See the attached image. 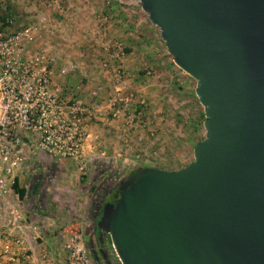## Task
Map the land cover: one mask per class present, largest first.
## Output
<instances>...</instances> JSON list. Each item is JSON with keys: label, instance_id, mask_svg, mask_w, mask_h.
I'll list each match as a JSON object with an SVG mask.
<instances>
[{"label": "water", "instance_id": "water-1", "mask_svg": "<svg viewBox=\"0 0 264 264\" xmlns=\"http://www.w3.org/2000/svg\"><path fill=\"white\" fill-rule=\"evenodd\" d=\"M139 1L206 137L183 169L137 168L96 226L121 264H264V0Z\"/></svg>", "mask_w": 264, "mask_h": 264}, {"label": "rangeland", "instance_id": "rangeland-1", "mask_svg": "<svg viewBox=\"0 0 264 264\" xmlns=\"http://www.w3.org/2000/svg\"><path fill=\"white\" fill-rule=\"evenodd\" d=\"M2 16L9 23L0 26L5 33L44 21L31 51L45 50L53 59L52 88L55 78L73 85L57 93L81 99L92 108L93 115L85 122L89 121L101 142L100 158L91 161L86 171H79L73 160L36 158L35 165L43 172L38 170L34 178L40 174L47 178L48 168H57L59 161L83 185L92 184L91 193L103 195L108 189L99 184L108 186L102 179L109 173L116 186L139 167L177 171L194 161V148L206 137L197 81L174 64L160 29L151 23L139 0H0V19ZM125 49L131 50L127 53ZM71 67L74 71L60 78V71ZM118 71H122L121 77ZM124 103L129 104V111L114 118L112 113ZM93 104L101 106L102 113ZM101 166L111 170L105 175ZM94 227L87 221L80 229L91 264H121L108 235L101 248L104 259L96 258L99 254L93 253L88 239ZM47 255L45 251L39 254L45 262L67 264L64 247Z\"/></svg>", "mask_w": 264, "mask_h": 264}, {"label": "built area", "instance_id": "built-area-1", "mask_svg": "<svg viewBox=\"0 0 264 264\" xmlns=\"http://www.w3.org/2000/svg\"><path fill=\"white\" fill-rule=\"evenodd\" d=\"M43 22L11 33L0 30V199L18 195L13 185L34 152L73 160L81 172L89 164L83 146L88 138L85 120L93 115L92 108L81 99L57 93L52 88L53 59L45 50L31 51ZM115 46L122 50L120 44ZM74 68H64L60 74L65 76ZM129 109V104H120L113 117ZM9 232L5 230L4 237ZM64 248L67 264H91L82 233L70 234Z\"/></svg>", "mask_w": 264, "mask_h": 264}, {"label": "crops", "instance_id": "crops-1", "mask_svg": "<svg viewBox=\"0 0 264 264\" xmlns=\"http://www.w3.org/2000/svg\"><path fill=\"white\" fill-rule=\"evenodd\" d=\"M61 77L63 76L60 75ZM69 84L65 80H56L55 78L53 89L55 88L56 92L63 93L73 86ZM79 90L80 87H76L78 93L80 92ZM93 106L96 111L98 108L101 111V106L98 107L94 104ZM88 123L89 121L85 122V129L89 133L88 139L83 146V155L90 163L96 160L95 158H100L101 142L99 141V135L92 131ZM36 158L43 160L53 159L34 152L32 161L25 165L24 170L17 177L20 186L27 189L25 198L21 200L18 195H14L8 199L0 200V264H14L11 261L17 262L16 264H20L19 262L63 264L60 261L45 262L43 256L41 259L39 254L45 251L48 253L47 257H50L49 254L52 252L61 251L67 237L70 235L65 233L67 229L73 227L82 229V226H85L87 221L92 223L91 219L93 218H85V216L89 217L92 214L90 208L93 185H83L84 183L79 179L78 175H74L71 170L58 161L57 168L53 167L52 182L48 186H43V189L33 183L34 179L36 181L34 176L40 170L35 165ZM29 177H31L30 181L28 180ZM82 186H85L86 190L82 189ZM40 192L41 194H46L44 203L43 196L38 194ZM53 207H56L54 212L52 210ZM52 213H56L58 216ZM61 213H63L62 216ZM31 218L33 220L28 221ZM5 230L10 231L8 237L3 235ZM54 239H58V241H54ZM6 246L10 247L8 251Z\"/></svg>", "mask_w": 264, "mask_h": 264}, {"label": "trees", "instance_id": "trees-1", "mask_svg": "<svg viewBox=\"0 0 264 264\" xmlns=\"http://www.w3.org/2000/svg\"><path fill=\"white\" fill-rule=\"evenodd\" d=\"M4 20H5V23L4 24H1V23H3ZM0 21H1L0 22L1 28H3L6 24L9 25V23L6 21V18L3 17V16L0 19ZM125 50H126L127 53L130 52V49H125ZM203 116H204V120H206L205 113L203 114ZM101 167H102V169H100V170L105 175L109 173V170H111L109 167H105V166H101ZM48 170L49 171L46 172V174L48 176L47 178H45L46 177L45 175H41L40 174V177L37 178L34 183H36L38 186H41L42 188L45 185L48 186L52 182V180H53V173H54L53 167L52 168L50 167V169L48 168ZM136 170H137V168L134 171H132L131 173H129V175L134 174L136 172ZM40 171H41V168H40ZM41 172H43V171H41ZM109 175H108V177L102 179L104 182L108 183V186L107 187H104L103 183H100L99 184V188L101 186H103L102 188L103 189H108V192H106L103 195L101 193L98 194V193L92 192V200H91L92 203H91V208H90V212L92 214L89 216V218H93V219H91V221H92V223H94V225H96L97 222L100 220V218L102 216V212H103V208H104L105 204H107L108 202H113L118 197V194H117L118 187H119L120 183L125 179V178L124 179L123 178L120 179L117 182L116 186H114V181H113V177L114 176H112L110 173H109ZM102 177L103 176L99 177V179H96L95 181L100 180V178H102ZM13 188L16 191V193L19 195V198L21 200H23L25 198L26 194H27V189H25L24 187H21L20 186L18 179H16L15 184L13 185ZM92 189H91V191H92ZM38 194L40 196H43V198H44L43 203H44L45 200H46L45 199V195L46 194H44V193L41 194V192L38 193ZM42 205H41V207H42ZM95 214L98 215L96 219H94V215ZM31 220H33V219L31 218ZM65 233H67V234H79V233H81V230L78 229V228H76V227H73V228L67 229V231H65Z\"/></svg>", "mask_w": 264, "mask_h": 264}, {"label": "flooded vegetation", "instance_id": "flooded-vegetation-1", "mask_svg": "<svg viewBox=\"0 0 264 264\" xmlns=\"http://www.w3.org/2000/svg\"><path fill=\"white\" fill-rule=\"evenodd\" d=\"M97 216L98 215L95 214L94 219H96ZM92 233H93V235H89V237H88L92 251L95 255L97 253L99 254V255H96V258H98V256L103 258V252H102L101 248L104 246V238H105L106 234L102 233L101 230H99L96 225H95Z\"/></svg>", "mask_w": 264, "mask_h": 264}]
</instances>
